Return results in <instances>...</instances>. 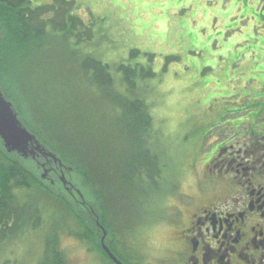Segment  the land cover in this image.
<instances>
[{
  "label": "rangeland",
  "instance_id": "1",
  "mask_svg": "<svg viewBox=\"0 0 264 264\" xmlns=\"http://www.w3.org/2000/svg\"><path fill=\"white\" fill-rule=\"evenodd\" d=\"M31 1L34 6L52 3ZM74 1L78 7L75 14L87 25L93 23L92 39L82 43L75 38L64 40L49 26L47 43L11 68L15 78L10 84L12 93L1 81L0 86L30 132L50 121L47 128L51 132L67 140L79 138L84 147L95 145L94 164L99 166L113 151L127 149L119 98L143 100L145 113L152 118L145 138L162 168L156 177L154 167L153 186L149 190L145 183L146 195L118 191L101 197L99 183L94 184V192L73 168L66 166L63 172L81 198L91 203L90 213L108 233L105 243L108 245L113 237L111 228L116 229L124 249L136 252L141 241L131 237L130 227L139 218L140 202L143 200V211L153 204L164 213L162 218H169L172 197L187 190L183 174L189 152L206 151L213 136L233 121L240 130L247 129L251 124L248 120L263 108L259 101L264 97V0ZM87 58L106 65L113 84L111 96L98 86L100 76L95 82L91 80ZM131 71L135 73L134 87L124 78ZM149 71L153 74L148 75ZM45 116L48 118L44 120ZM23 162L29 165L31 158ZM37 176L51 185L42 178V170ZM55 189L62 191L65 200L70 197L79 214L88 212L67 194L62 182ZM33 197L46 208L42 226L0 244V264H40L45 235L54 230L69 264H110L96 249L102 236L96 221L88 226L94 241L85 243L68 233L77 231L79 225L60 205L36 193ZM131 204L137 210L135 217L129 212ZM147 218L143 221V264L146 259L156 264L155 257L162 254L156 248L168 246L172 232L163 226H146ZM137 237L141 238V233Z\"/></svg>",
  "mask_w": 264,
  "mask_h": 264
},
{
  "label": "trees",
  "instance_id": "2",
  "mask_svg": "<svg viewBox=\"0 0 264 264\" xmlns=\"http://www.w3.org/2000/svg\"><path fill=\"white\" fill-rule=\"evenodd\" d=\"M77 8L74 0H52V3L41 6L32 5L31 0H0V81L10 92L12 91L10 84L15 80L11 75V68L17 62L26 59L35 49L37 50L47 43L46 35L49 26L60 32L64 40L75 38L77 43H82L92 39L91 25L93 23L87 25L81 20L75 14ZM86 60L89 61L88 68L92 69L91 80L95 82L97 76H100L98 78L100 83L96 81L98 86L102 91L105 88V92L111 96L113 84L110 74L105 70L106 65H102L98 60H89V58ZM131 72H133L131 75L126 74L124 78L134 87L135 73ZM147 74L152 75L153 73L149 71ZM107 87H109L108 90H106ZM259 102L263 104V108L260 110L263 112L264 102L263 100ZM118 103L122 108L123 118L120 124L123 125V131H126L127 149L122 153L116 151L110 153L104 165L94 164L96 160L94 153L97 148L95 145L93 146L91 143L92 150L90 145L84 147L79 144V138L72 137L67 140L61 134L51 132L47 128L50 121L34 128L33 133L41 139V143L47 150L55 153L62 160L65 166L82 174L94 192H96V186L99 183L102 193L99 188H97V192L101 194V197L112 195L118 191L119 194L128 193L127 195H130L134 191L140 194L142 188L143 194L146 195L149 191L146 190L145 183L149 184L150 190L154 167H156L154 176L159 175L162 171L158 155L150 149L147 138H145V133L152 127V118L145 113L146 106L141 99L122 97L119 98ZM57 117V115H53L54 119ZM47 118L45 116L43 119ZM43 119L41 117V121ZM75 119L76 122H80L76 117ZM81 125L83 126L82 123ZM81 125H78L80 131H82ZM85 135L88 134L85 132ZM13 155L15 157L6 151L0 139V244L9 238L19 237L28 230H35L42 226L46 208L40 204L38 197H33V193L60 205L78 223L79 229L75 232L69 231V234L85 243L94 241L93 232L88 226L95 220L89 209H87L89 213L84 210L83 215L79 214L70 197L65 200V195L63 196L60 191L62 189H55L61 183L59 180H54L55 187L52 182L50 187L46 185L44 180L37 176L38 170H42L37 159L31 158V162H28L29 165H23L25 159L18 153H13ZM56 166L62 168L58 164ZM103 170L106 172L104 173ZM65 198L67 197L65 196ZM85 203L91 204L87 200ZM101 203H103L102 200ZM134 208L133 204H131V208L129 207V210H132L129 211L133 215L132 217L136 216ZM150 209L151 205L149 204L143 214H147ZM102 218H104V213ZM105 220L102 219L103 224H106ZM113 231L117 239L121 238L116 229ZM57 235V230H54L52 234L45 235V250L40 264H69L60 248ZM96 249L112 264L101 244L98 243ZM112 250L116 252L113 247Z\"/></svg>",
  "mask_w": 264,
  "mask_h": 264
},
{
  "label": "flooded vegetation",
  "instance_id": "3",
  "mask_svg": "<svg viewBox=\"0 0 264 264\" xmlns=\"http://www.w3.org/2000/svg\"><path fill=\"white\" fill-rule=\"evenodd\" d=\"M261 87L264 90V84ZM260 110L248 120L247 129L240 130L233 121L213 136L206 151L189 152L183 174L187 190L172 197L169 218H162L164 213L153 204L143 217V200L140 202L139 218L130 227L131 237L141 241L137 253L126 251L111 228L113 237L106 245L122 264H143V221L147 217L146 226H163L172 232L168 246H157L162 254L155 257L156 264H264V111ZM36 159L42 174L49 171L46 180L50 183L66 173V168L57 167L43 155ZM62 188L91 210L73 184L62 183ZM95 221L103 236L97 217ZM145 264H150L147 259Z\"/></svg>",
  "mask_w": 264,
  "mask_h": 264
},
{
  "label": "water",
  "instance_id": "4",
  "mask_svg": "<svg viewBox=\"0 0 264 264\" xmlns=\"http://www.w3.org/2000/svg\"><path fill=\"white\" fill-rule=\"evenodd\" d=\"M0 139L3 146L8 153H18L23 158L36 159L37 155H43L46 159L52 160L62 168H66L62 160L53 152L47 150L46 147L39 141L37 136L30 132L18 118V114L14 109L11 101L7 100L2 92L0 86ZM49 171L45 170L42 178H46ZM61 182L64 185L71 184L64 173H62ZM81 195V193H80ZM98 225L103 231L101 238L102 247L108 256L116 263L122 262L111 252L110 248L106 245L105 239L107 232L105 228L98 222Z\"/></svg>",
  "mask_w": 264,
  "mask_h": 264
}]
</instances>
